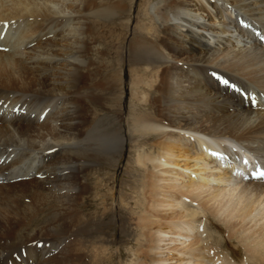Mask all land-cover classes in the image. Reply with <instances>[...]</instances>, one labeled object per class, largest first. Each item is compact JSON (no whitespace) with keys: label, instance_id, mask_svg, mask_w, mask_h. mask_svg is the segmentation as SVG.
<instances>
[{"label":"bare ground","instance_id":"bare-ground-1","mask_svg":"<svg viewBox=\"0 0 264 264\" xmlns=\"http://www.w3.org/2000/svg\"><path fill=\"white\" fill-rule=\"evenodd\" d=\"M99 1L0 0V264H80L82 238L87 242L100 233L90 231L98 216L82 213L90 207L87 174L93 164L110 166L124 138L120 127L102 130L94 108L119 98L122 77L116 67L125 36H107L119 46L117 62L99 66L87 55L99 37L94 27L128 18L129 5L112 0L99 8ZM162 3L160 17L152 16L159 27L132 36L123 58L127 67H136L133 72L155 77L153 98L147 99L153 111L136 115L132 129L141 138L158 137L156 153H140L135 163L146 169L151 217L154 211L166 222L150 234L149 258L140 264H264V180L244 185L238 176L259 156L264 159V102L250 91L264 94V0ZM67 13L77 19L92 13L93 23L74 24ZM54 23L61 31L52 35ZM4 27L11 34L2 37ZM154 31L159 41L151 39ZM53 58H63L68 67L60 68L67 73L58 79L49 74ZM110 70L115 74L101 80ZM61 96L70 98L59 109ZM22 106L35 118L24 115ZM78 140L95 147L65 155ZM109 146L115 150L103 153ZM228 157L235 163L226 167ZM76 158L87 164L67 167ZM201 215L218 220L243 254L230 242L228 255L203 245L214 237L200 229ZM45 218H53L50 225L39 224ZM147 222L142 216L138 226L146 228ZM61 242L63 258L52 262L47 254ZM96 252L93 264H100Z\"/></svg>","mask_w":264,"mask_h":264},{"label":"rangeland","instance_id":"rangeland-1","mask_svg":"<svg viewBox=\"0 0 264 264\" xmlns=\"http://www.w3.org/2000/svg\"><path fill=\"white\" fill-rule=\"evenodd\" d=\"M110 1L112 0H100L99 2L101 6L99 8L106 7V4H108ZM113 1H121V0H113ZM124 1L126 4L129 5V12H128L129 17L124 20H121V22L117 24H114V26H112V24H108V26H102L104 24L99 23L97 27H94L95 32L99 31L98 32L99 37H97V40L90 42L91 43L89 46L90 53L89 55H87L88 56L87 60L97 62L99 66L102 65L103 63L105 64V63L117 62L118 58L116 57L115 50H117V47L119 46H117L116 43L110 42L111 39H108L107 36L109 37H112L114 35H119V36L123 35V37L125 36L124 40H122L121 42L122 44L120 45L121 49L119 53H120V58H122L120 60L121 64L119 63L118 64L119 66L116 67V71L120 73L119 75L122 77L121 84L117 87V90L120 89L119 98L114 100V102L107 104L105 107H99V109L94 108L95 122H99V120L100 121L102 120L104 122L102 130L109 129V131H111L110 127L111 128L115 126L120 127L122 129L121 136L124 138V143L122 144V148H120V151H118V155H116V157L110 161L111 162L110 166L108 165L102 168L97 164H93L91 166L93 170L90 171L89 173L87 172L88 173L87 175H89V179H90V181H87V184L90 187V191L89 194L86 196L89 197L88 199H89L90 207L87 208V210H82V213L98 216L95 219L94 223L92 224L93 227L91 228L90 231L91 233H93L96 229L99 228L100 233L97 234V236H92L91 238L87 239L86 240L87 242H85L84 240L85 236L82 238L83 247L80 253L83 254V256L81 257V261H77L80 264H93L94 262L93 258L96 249L98 250L97 251L98 253L97 252L96 253L100 256V259L98 258L100 264H140L146 262V257L149 258L147 251L150 249L151 246V241H149L150 234L157 230V228L160 225L159 223L164 224L166 222L162 220L163 214H160V216H158L159 214L157 215V213L153 211V213H155V218L151 217L152 212L149 209L150 200H148L145 195L146 185L148 184V181L146 180L147 177L146 169L139 167L135 163V160L138 154L140 153L143 152L153 153V154L156 153L157 149L155 146L158 143V137L156 135H150L141 138L138 134H135L132 129V121L134 120L136 115H139V113H147V112L151 113L153 111L152 106H149L150 104L147 103V99L151 97L153 98L152 93H153L154 83L152 84V80H154L155 77H153L154 75L152 74L145 75L143 70H141V73L139 74H137V72H133L132 69L134 70L136 69V67L133 66L127 67L123 59L126 53L125 50L126 46L128 45V42L132 38V36H135L138 31L146 33L149 27L152 28H155L156 26L159 27L161 21H159V19L153 20L152 16L153 15L157 16L156 14H159L158 11H161L164 4L162 3V0H124ZM64 7L66 8L67 6L65 5ZM94 12L95 11H93V13ZM67 14H69L70 17H72V22L74 24L83 22V24L85 25L87 24L91 25V23H93V20L89 17V14L91 16L92 13H88V16H86L87 15L86 14L85 15L86 18L84 17L85 19L84 18L77 19L79 18V16L77 17V15L72 13H67ZM158 17H160V14ZM54 24L55 25H53V29L51 30L52 35L56 34L58 30L61 31L60 27H58V29L57 28L55 29L56 23ZM6 28L5 30L2 31V37L11 34L9 33V31H7L8 28L7 29ZM48 30L44 31L43 35L46 34L45 32H47ZM154 32L151 33L150 35L151 39L159 41L161 34L159 35L158 33L156 32L154 33ZM43 50L44 49H38L37 51L39 53H42ZM24 56L26 57V55ZM61 59L63 58H57V59L53 58L52 61L49 60L51 67H53L49 71V74L55 75L57 73L56 74L57 79L60 78L59 77L60 74L65 75L67 73L66 70L63 69L60 70L62 66L65 65V69H68V67H66V62L64 61V59L62 61ZM116 71L112 70L111 72L110 70V72L108 71L105 74H103L104 76H102L100 79L107 80L110 76H113ZM83 72L87 73L86 70L84 69ZM62 85L66 86L67 84L63 83ZM144 88L147 90V92L144 91ZM250 91L251 92L254 91V93H252V96L256 94L259 95V97L262 100H264V94L262 92L260 93L256 90H250ZM144 94H145V98L143 102L141 101V99ZM68 97L69 96H65V97L61 96V98H59L60 100L57 102V106L59 109L62 108L63 104L66 103L65 105H67L66 101L70 98ZM145 102L147 105H145ZM21 104L22 102L17 104V106H15V109H13V111L19 110V106ZM141 105L147 107H142ZM20 109L24 115L35 118L34 117L35 113H33V111H30L28 107L22 106ZM38 119L41 120L40 118ZM117 127L116 129L115 128L113 129L117 130ZM78 141H79L78 143L77 141L73 142L72 144L73 147L71 146L72 148L66 147L64 154L66 155L72 153L70 155H78L79 151H81L80 149H82V151L84 149L85 151L89 152V149H94L95 147L93 143L89 144L84 141L82 142H80V140ZM110 147L111 146H109V148L106 147L105 151L103 150L101 151H103V153L104 152L107 153L109 149L111 151L115 150L114 147L111 148ZM67 150L69 151L71 150V151L68 152ZM236 155L237 153L235 154V151L231 152L232 157H235ZM43 159L44 158L40 159L39 164L41 167L44 164ZM257 161H259V163H263L264 159L263 157L259 156ZM72 162L70 165H67V167L87 164L84 163L83 160L78 158H76ZM234 163L235 160L233 161V163L229 165H233ZM148 168H150V166H148ZM243 170L244 169L242 168L240 169L241 172ZM71 171L72 170H68V173H70ZM58 172H60V170L57 171V173ZM40 177L43 176L41 175ZM83 182L85 183L86 179ZM242 184L245 185L247 183L244 182ZM62 192L63 191L60 192L57 191V194L59 193L61 195ZM59 211L60 209L58 207L54 209L53 212L50 213V215H53L51 217L53 218L56 217ZM103 213H105V216L109 215L105 220H104L105 216L103 215ZM142 216L148 218V222L145 224L146 228H141L138 226V219L141 218ZM53 218H47V219L45 218L44 220H40L39 224L50 225L51 222L53 221ZM151 218L153 220L149 221V219ZM200 218L202 219L200 225V227L201 226L202 227L200 229L207 231L206 235L207 233L209 234L213 233L212 236L214 237L212 239H207V240L204 237L206 242L203 239V245L210 246L209 248L210 249L213 248V250H215L216 252L219 250L221 251L224 250L226 252L225 255H228L227 252L229 253V250L225 248V244L226 242L228 243L230 242L229 244L231 245L230 246L231 249L234 248V250H240L241 254H243V249L241 248L242 246L238 245L236 240L229 241L228 232L226 231L224 226L218 222V220L212 218L211 216L210 217L206 216L205 218V216L201 215ZM121 219L124 220L126 223H122L120 221ZM214 224L220 226L223 232L214 229L213 226ZM40 229H41L40 227L37 228V230ZM215 241L216 242L219 241V243H216ZM211 242L214 243L215 245L213 244L214 245L213 246ZM189 243L190 241L187 244L189 245ZM64 244L65 242H61L58 244L57 248L52 247V249H50V252H48L47 256H50L49 257L50 259H53L57 255L59 256L60 255L59 253H61V249L63 250L65 248ZM177 244L179 243L176 244L172 243L169 244V246L173 247L174 245L177 246ZM218 244H220L221 246ZM174 248L176 247L174 246ZM164 250L165 253L168 252V249L166 247ZM213 250L211 251V255L214 253ZM174 253L175 252L170 251L171 257L176 256V253L175 254ZM63 254L60 255L58 259H62ZM54 260L55 259H53L52 262H54ZM172 262L174 263L175 261L172 260Z\"/></svg>","mask_w":264,"mask_h":264}]
</instances>
